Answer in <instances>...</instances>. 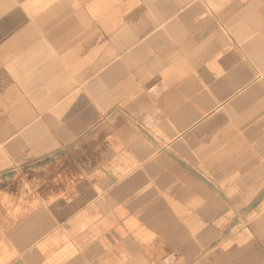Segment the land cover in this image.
I'll list each match as a JSON object with an SVG mask.
<instances>
[{
    "label": "crops",
    "instance_id": "crops-1",
    "mask_svg": "<svg viewBox=\"0 0 264 264\" xmlns=\"http://www.w3.org/2000/svg\"><path fill=\"white\" fill-rule=\"evenodd\" d=\"M18 178L0 264H264V0H0Z\"/></svg>",
    "mask_w": 264,
    "mask_h": 264
},
{
    "label": "rangeland",
    "instance_id": "rangeland-1",
    "mask_svg": "<svg viewBox=\"0 0 264 264\" xmlns=\"http://www.w3.org/2000/svg\"><path fill=\"white\" fill-rule=\"evenodd\" d=\"M21 180V178L15 179L12 181V184L14 186H18V191L17 192H12V193H0V206L4 207L6 206L9 208V206L14 207L15 200L19 199L21 202L18 204L17 208H21L22 205H24V201L27 197H32L33 195H36V192L30 187V184H26L25 181L22 183L18 182ZM38 195V194H37ZM23 203V204H21ZM10 210L7 212L9 213Z\"/></svg>",
    "mask_w": 264,
    "mask_h": 264
}]
</instances>
